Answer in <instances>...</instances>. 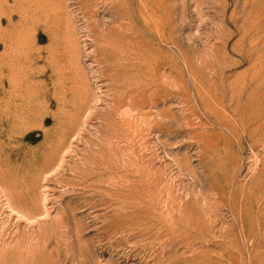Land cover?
Listing matches in <instances>:
<instances>
[{
	"label": "rangeland",
	"instance_id": "obj_1",
	"mask_svg": "<svg viewBox=\"0 0 264 264\" xmlns=\"http://www.w3.org/2000/svg\"><path fill=\"white\" fill-rule=\"evenodd\" d=\"M0 264H264V0H0Z\"/></svg>",
	"mask_w": 264,
	"mask_h": 264
},
{
	"label": "bare ground",
	"instance_id": "obj_2",
	"mask_svg": "<svg viewBox=\"0 0 264 264\" xmlns=\"http://www.w3.org/2000/svg\"><path fill=\"white\" fill-rule=\"evenodd\" d=\"M40 55H41V56H40L39 58L41 59V58L43 57V55H42V54H40ZM44 63H45V62H44ZM40 74H41V78H42L43 82H46L48 79L46 80V76H45V74H46V70H45L43 67H42L41 70H40ZM78 114H79V113H78ZM80 114H81V113H80ZM80 114H79V115H80ZM74 140H75V139H74ZM59 147H60V146H59ZM69 157H70V156H69ZM61 162L63 163V159H62ZM61 162H60V163H61ZM45 165L48 166V165H50V164H45ZM64 165H65V164H64ZM34 166H35V165H34ZM34 166H32V169H31L32 171L34 170V174L31 175V174H30L31 172L29 173V175H31V176H30V177H31V181H30V183H31V182H32V183H37V186H38V184H39L40 182L38 183L37 181L40 179L41 174H43V173L46 174V173H45L44 169H41L39 166H38V168H37V167H34ZM40 166H41V165H40ZM43 166H44V165H43ZM43 166H41V167H43ZM53 166H54V165H51L50 168L53 167ZM33 167H34V168H33ZM59 167L61 168L62 166L60 165ZM44 168H45V166H44ZM50 168H47V169L49 170ZM60 168H59V169H60ZM63 168H64V167H63ZM48 170H47V171H48ZM27 173H28V172H27ZM48 173H49V171H48ZM44 174H43V175H44ZM47 176H48V174H47ZM26 177L28 178V175H26ZM41 177H42V176H41ZM23 178H24V175H23ZM25 179H26V178H25ZM28 179H29V178H28ZM44 179H45V178H44ZM41 180H42V179H41ZM41 180H40V181H41ZM29 185H30V184H29ZM33 186L35 187V184H34ZM30 187H32V186H30ZM30 187H29V188H30ZM44 188H45V187H44ZM30 189H32V188H30ZM33 189H34V188H33ZM35 189H36V188H35ZM30 191H32V190H30ZM30 191H28V192H30ZM40 191H43V190H40ZM46 192H47V191H46ZM30 193H31V192H30ZM33 193H34V192H33ZM46 194H47V193H45L44 195H46ZM42 196H43V195H42ZM46 196H47V195H46ZM43 197H44V196H43ZM44 198H45V197H44ZM42 200H43V199H42ZM47 200H48V199H47ZM45 204H47V203H45ZM45 204H44V205H45ZM12 211H13V210H12ZM43 215H44V213H43Z\"/></svg>",
	"mask_w": 264,
	"mask_h": 264
}]
</instances>
